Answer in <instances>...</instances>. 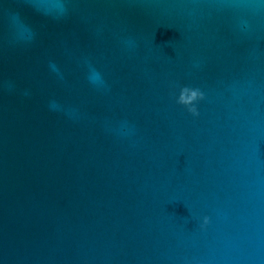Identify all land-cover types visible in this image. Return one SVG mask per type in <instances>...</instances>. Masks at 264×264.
Returning a JSON list of instances; mask_svg holds the SVG:
<instances>
[{
    "label": "water",
    "instance_id": "1",
    "mask_svg": "<svg viewBox=\"0 0 264 264\" xmlns=\"http://www.w3.org/2000/svg\"><path fill=\"white\" fill-rule=\"evenodd\" d=\"M59 7L0 0V264H264V0Z\"/></svg>",
    "mask_w": 264,
    "mask_h": 264
},
{
    "label": "clouds",
    "instance_id": "2",
    "mask_svg": "<svg viewBox=\"0 0 264 264\" xmlns=\"http://www.w3.org/2000/svg\"><path fill=\"white\" fill-rule=\"evenodd\" d=\"M66 2L67 0H60V7L59 11L55 14L48 10H43V9H38L37 11L39 14L43 15L47 19H52V20H62L67 17L68 10L66 7ZM51 70L56 73V75L60 78L63 79L62 73H60L59 68L53 63L50 64ZM88 80L89 83L95 86L96 88L100 89L105 86V82L103 79L102 74L96 70L94 67L89 65L88 69ZM188 97L190 100L193 102H189V99H186ZM204 98V93L199 89V88H193V87H188L184 86L181 91L180 95L178 97V103L186 106L190 112H192L194 115H198V109L196 107V102ZM50 108L52 110H62L67 114L70 118H78V110L72 107H67L65 108L63 105L59 104L57 101H51L50 102ZM205 224L208 223V218L205 217Z\"/></svg>",
    "mask_w": 264,
    "mask_h": 264
}]
</instances>
